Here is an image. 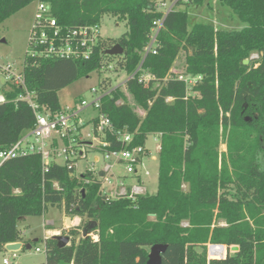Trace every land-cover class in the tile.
Returning <instances> with one entry per match:
<instances>
[{
    "label": "trees",
    "instance_id": "16d2710c",
    "mask_svg": "<svg viewBox=\"0 0 264 264\" xmlns=\"http://www.w3.org/2000/svg\"><path fill=\"white\" fill-rule=\"evenodd\" d=\"M33 1L0 0V24ZM40 1L62 25L99 26L104 14L125 23L124 33L101 39L87 59L42 58L26 48L21 71L27 89L52 113L61 108L59 90L99 73L113 57L126 75L139 65L150 73L146 84L134 77L123 85L145 116L121 86L101 98L100 110L116 129L136 131L133 145L158 136L157 190L109 198L98 184L72 180L64 164L52 162L44 172L38 154L8 159L0 164V250L11 242L25 249L40 241L44 264H147L148 247L160 243L167 245L160 264H264V0H216L244 24L234 30L201 21L190 26L189 6L205 0H177L165 14L156 0ZM157 19L155 53H145ZM115 44L122 53L105 54ZM181 50L183 69L170 72ZM179 75L201 78L187 87ZM99 86L111 87L110 79H100ZM19 91L3 86L0 150L34 123L31 107L16 98ZM49 206L83 217V228L94 222L97 240L92 231V239L76 241L73 228L64 246L54 236L25 239L19 222L42 216ZM208 243L224 245L225 257L208 258Z\"/></svg>",
    "mask_w": 264,
    "mask_h": 264
},
{
    "label": "built area",
    "instance_id": "2783aa9c",
    "mask_svg": "<svg viewBox=\"0 0 264 264\" xmlns=\"http://www.w3.org/2000/svg\"><path fill=\"white\" fill-rule=\"evenodd\" d=\"M36 1L33 22L29 30L28 53L53 59L80 60L89 58L95 45L102 39L99 34V26L62 25L52 15L49 3ZM176 1L169 2L168 6L164 1H156L155 7L165 14L173 8ZM161 23V19L153 21L152 33L145 53L148 51L155 53V41ZM257 56V54H252L250 57L257 58ZM0 70L3 82L20 89L16 98L26 102L35 117L32 127L25 134L10 146L0 150V164L11 158L38 154L44 172L52 162L64 164L67 169L72 170L70 174L72 180H80L83 185L98 184L99 191L109 198L121 195L133 197L146 192L140 182L131 185L124 184L114 170L116 166H122L126 174L134 175L147 154L145 145L132 144L136 131L116 129L108 114L100 110L101 98L115 87L106 89L99 87V91L91 88L92 99L90 101L79 98L72 105L61 107L58 112L52 113L40 105L36 101L35 94L27 89L21 70H15L8 64L0 66ZM126 76L124 82L136 77L138 82L143 84L153 78L150 73L144 72L140 65L134 72ZM178 78L187 87H190L201 77L179 75ZM4 101V95H0V102ZM120 102V100L116 101L117 104ZM88 108L93 109L95 115L85 119L81 114ZM85 129L87 131L84 132ZM89 154L93 155L91 163L79 173L78 161L87 162ZM110 179L114 180V184L110 190L106 191L103 185L104 183L110 185ZM53 185L58 187L57 182H54ZM183 225H187V223L183 222ZM34 249L36 252L44 251L45 253L43 243L41 249L38 247ZM225 255L226 249L223 245L207 244L208 258H223ZM17 257V251H8V255L2 258L1 263L18 264Z\"/></svg>",
    "mask_w": 264,
    "mask_h": 264
},
{
    "label": "rangeland",
    "instance_id": "374dc122",
    "mask_svg": "<svg viewBox=\"0 0 264 264\" xmlns=\"http://www.w3.org/2000/svg\"><path fill=\"white\" fill-rule=\"evenodd\" d=\"M156 1H164L166 6L172 3V1L174 2V0ZM36 3L37 1L34 0L33 2L27 4L25 7L10 15L0 24V66L8 64L15 70H21L23 56L28 45L29 30L33 22ZM179 7H183V5H180ZM188 20L190 26L194 21L211 22L216 28L225 30L240 29L244 26V24L241 23L235 15L231 14V11L227 7H219L216 0H205L204 5H202L201 7L189 6ZM125 30L126 26L122 20L115 18L110 14H104L102 16L99 25V34L102 39L117 38L122 33H124ZM183 58L184 51L181 50L175 62L173 63L170 72L181 71L183 69ZM105 77H108L110 79L111 87L120 85L127 98V101L135 107L137 114L142 117L145 116V111L141 108L136 107L132 95L128 93L123 87L122 83L127 78V76L123 71L116 68V57H113L111 60H109V64L101 68L99 73L92 72L88 77L80 78L70 85L59 90L57 94L60 107L70 106L79 98H84L90 101L92 99L90 89L95 88L99 91V81L100 79ZM3 86L7 89L10 87L9 83L5 82L4 84L3 75L0 70V95H4ZM81 115L86 119L88 116L95 115V111L91 108H88ZM85 131H87V129H85L84 132ZM158 144L159 138H157L156 135L148 136L147 147H149L150 153L144 156L143 165L139 167V169H137L140 180L145 185L147 193L149 194H154L157 190ZM220 149L225 150V145L222 144L220 146ZM92 156V154L88 155L87 162L83 160L78 161L77 168L79 173L83 171L86 165H89L91 163ZM114 170L124 184L130 183V181L126 178L129 175L123 174L124 177L122 178L121 174L123 171H125L122 166H116ZM144 171H148V175H145ZM110 181V185L104 183V190L108 191L110 190V188H112L114 180L110 179ZM61 212L62 211L59 207L49 206L43 217L27 216L25 220L19 222V228L21 230L27 229V235L29 236V238H39L38 240H43L44 229L53 227V225H44L43 222H47L50 219L57 221ZM56 224L57 223H55V225ZM67 225H69L68 222ZM63 233L64 235H66L65 232ZM81 238V232L75 236L76 241H79V239ZM35 247L41 249L42 243L38 241L35 242L29 249H20L18 251L16 262L18 264H44V251L36 252L34 249ZM224 248L227 249L225 246ZM149 249L150 247H148V250ZM7 255L8 252L5 254V256ZM2 257L3 253L0 252V264H2Z\"/></svg>",
    "mask_w": 264,
    "mask_h": 264
},
{
    "label": "crops",
    "instance_id": "0c3cea01",
    "mask_svg": "<svg viewBox=\"0 0 264 264\" xmlns=\"http://www.w3.org/2000/svg\"><path fill=\"white\" fill-rule=\"evenodd\" d=\"M157 138H158V136H157ZM145 147H146V150H147V154H149L150 153V149H149V147H147V140H146V142H145ZM157 151L159 152V144L157 145ZM146 154V155H147ZM144 159V158H143ZM142 165H143V160H142ZM141 165V166H142ZM140 166V167H141ZM139 169V168H138ZM128 175V174H126L125 173V171H123L122 172V178L124 177V175ZM144 174L145 175H148V171H144ZM126 177V176H125ZM129 181H130V183H128V184H126V185H131V184H134V183H141L144 187H145V185L141 182V180H140V176H139V174H138V172L136 173V174H134V175H129L128 177H126ZM120 179V178H119ZM145 189H146V187H145ZM146 192H147V189H146ZM46 213V212H45ZM45 213L42 215V217L45 215ZM70 219L69 221L67 220V219ZM26 219V217L23 219V220H25ZM67 222H68V224L69 225H67ZM55 223H57L56 225H55ZM43 224L44 225H53V227H51V228H45L44 229V238L43 239H46V238H49V237H51V236H55V235H59V234H61L62 232H67L68 231V229H70V228H73V229H77V231H78V234L81 232V237H83V235H82V229H83V227H82V224H83V217H81V216H73V217H70V216H68V215H65L63 212H61V214H60V216L58 217V219H57V221L56 220H53V219H50V220H48L47 222H43ZM81 230V231H80ZM22 231V234H23V236H24V238L25 239H30V240H32V241H37L39 238H29V236L27 235V229H23V230H21ZM92 231H94L95 232V234H96V237H95V239H92V237H91V233H92ZM77 234V235H78ZM88 236L92 239V240H97V238H98V232H97V230L96 229H92L89 233H88ZM70 239H71V237H70ZM19 251V250H18ZM18 251H17V254H18ZM0 252H2L3 253V257L5 256V254L8 252V250H6L5 249V246H4V248H2L1 250H0ZM2 257V258H3Z\"/></svg>",
    "mask_w": 264,
    "mask_h": 264
},
{
    "label": "water",
    "instance_id": "95a60500",
    "mask_svg": "<svg viewBox=\"0 0 264 264\" xmlns=\"http://www.w3.org/2000/svg\"><path fill=\"white\" fill-rule=\"evenodd\" d=\"M122 53V48L115 44L111 48L106 49L105 54L107 55H120ZM244 63H247V60L243 61ZM70 220L69 218L67 219ZM94 227V222L90 223L87 227L82 229V235L83 237L88 236V233L92 230ZM57 240L60 246H64L70 243V237L68 235L59 234L54 236ZM23 244L20 241L11 242L5 244V249L8 251H18L22 248ZM31 246L30 244L26 245V249H29ZM167 245L166 244H154L150 247L149 253H148V260L147 264H160L161 263V255L166 251ZM237 246H232L230 248L231 251H236Z\"/></svg>",
    "mask_w": 264,
    "mask_h": 264
}]
</instances>
